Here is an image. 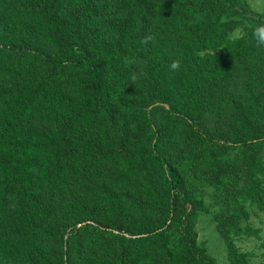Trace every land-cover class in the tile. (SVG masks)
<instances>
[{"label": "trees", "instance_id": "trees-1", "mask_svg": "<svg viewBox=\"0 0 264 264\" xmlns=\"http://www.w3.org/2000/svg\"><path fill=\"white\" fill-rule=\"evenodd\" d=\"M260 24L246 0H0V264H216L198 186L230 191L216 231L249 264Z\"/></svg>", "mask_w": 264, "mask_h": 264}, {"label": "rangeland", "instance_id": "rangeland-1", "mask_svg": "<svg viewBox=\"0 0 264 264\" xmlns=\"http://www.w3.org/2000/svg\"><path fill=\"white\" fill-rule=\"evenodd\" d=\"M252 12L264 16V0H246ZM233 38L239 37L238 31L232 35ZM257 155L261 157L264 164V145L256 150ZM234 175V174H233ZM259 181L264 192V165L260 166ZM234 179V183H237ZM226 182L221 179V184ZM198 197L204 203L205 210L197 218L195 230L198 235V243L213 258L216 264H230L227 258L226 249L222 238L216 231V225L219 219L232 212V202L227 201V195L230 192L223 187L218 189L206 186H198ZM248 216L247 222L241 225L253 230L255 234L248 235L242 232L236 237L235 244L240 252L249 257V264H264V212L256 206H250L246 209Z\"/></svg>", "mask_w": 264, "mask_h": 264}, {"label": "clouds", "instance_id": "clouds-1", "mask_svg": "<svg viewBox=\"0 0 264 264\" xmlns=\"http://www.w3.org/2000/svg\"><path fill=\"white\" fill-rule=\"evenodd\" d=\"M252 36L257 46H264V24L255 26L252 32ZM180 63L181 62L179 60H173V62L170 64L171 70H178L180 68ZM132 79L135 80L136 77L133 76Z\"/></svg>", "mask_w": 264, "mask_h": 264}]
</instances>
